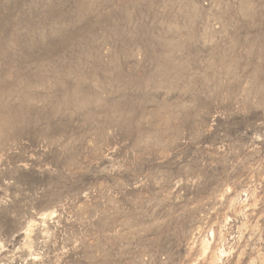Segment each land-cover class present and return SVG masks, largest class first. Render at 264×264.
<instances>
[{"label":"rangeland","instance_id":"rangeland-1","mask_svg":"<svg viewBox=\"0 0 264 264\" xmlns=\"http://www.w3.org/2000/svg\"><path fill=\"white\" fill-rule=\"evenodd\" d=\"M0 264H264V0H0Z\"/></svg>","mask_w":264,"mask_h":264},{"label":"bare ground","instance_id":"bare-ground-1","mask_svg":"<svg viewBox=\"0 0 264 264\" xmlns=\"http://www.w3.org/2000/svg\"><path fill=\"white\" fill-rule=\"evenodd\" d=\"M83 143H85V141H84V140H82V141H81V144H83ZM71 150H72V149H71Z\"/></svg>","mask_w":264,"mask_h":264}]
</instances>
